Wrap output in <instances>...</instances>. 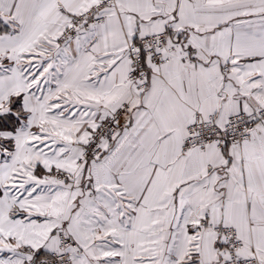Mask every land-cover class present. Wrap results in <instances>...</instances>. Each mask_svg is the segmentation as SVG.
Masks as SVG:
<instances>
[{
  "label": "snow or ice",
  "instance_id": "1",
  "mask_svg": "<svg viewBox=\"0 0 264 264\" xmlns=\"http://www.w3.org/2000/svg\"><path fill=\"white\" fill-rule=\"evenodd\" d=\"M0 264H264V0H0Z\"/></svg>",
  "mask_w": 264,
  "mask_h": 264
}]
</instances>
